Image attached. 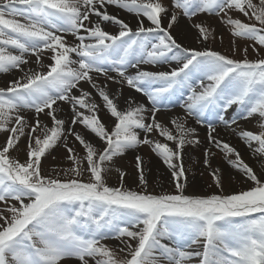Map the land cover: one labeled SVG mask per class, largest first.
I'll use <instances>...</instances> for the list:
<instances>
[{
  "label": "snow or ice",
  "instance_id": "1",
  "mask_svg": "<svg viewBox=\"0 0 264 264\" xmlns=\"http://www.w3.org/2000/svg\"><path fill=\"white\" fill-rule=\"evenodd\" d=\"M109 7L132 14L135 29ZM231 11L254 22L233 19ZM200 15L215 16L233 37L252 41L259 58L249 60L247 47L237 60L177 42L173 27ZM191 27L196 42L205 45L208 27L203 21ZM259 48H264V0H172L170 7L163 0H0V74L19 73L0 86V133H7L0 145V264H264V169L258 175L219 131L230 130L264 165ZM164 65L167 70L145 67ZM125 87L146 97L147 105L127 97L122 109ZM181 99L183 116L168 124L157 119ZM65 106L69 119L60 116ZM41 115L49 117L50 127L42 125ZM187 118L206 128L204 165L211 168L217 150L251 182L247 190L185 194L184 149L202 143ZM249 120L257 122L258 133L240 127ZM38 129L42 138L35 135ZM25 137L27 158L21 162L11 153ZM58 145L72 161L62 170L66 179L42 172V158ZM141 146L171 170L175 193L126 188L123 172L119 187L106 183V162ZM135 161L146 186L143 158L135 155ZM219 172L211 174L222 192ZM109 239L120 241L118 251L104 243Z\"/></svg>",
  "mask_w": 264,
  "mask_h": 264
},
{
  "label": "rangeland",
  "instance_id": "2",
  "mask_svg": "<svg viewBox=\"0 0 264 264\" xmlns=\"http://www.w3.org/2000/svg\"><path fill=\"white\" fill-rule=\"evenodd\" d=\"M254 3H258V0H253ZM163 3L170 7L172 0H163ZM108 11L110 13H114L115 15L119 16L121 19L129 23V25L135 29L136 27V20L132 14L127 13L126 11L119 10L113 7H109ZM177 14L179 15V10H177ZM229 15L233 19H241L244 22H254L248 21L247 18L243 17L240 13L236 11L229 12ZM203 21L204 25L208 27L210 31V37L205 45H202L195 40V30L191 27L192 23H199ZM106 26V27H105ZM167 26V21H165V27ZM109 32H115L117 29L111 25H104ZM182 29L185 28L187 33L184 34ZM172 34L175 36L177 40L182 41L184 46H195L197 48H203L207 46L213 50H217L222 54L229 56L230 58H235L237 60H241L244 58L243 49L245 47L248 48L247 58L249 60H255L259 57L257 53L252 50V41L244 40L241 38L233 37L228 30V27L225 24H221L219 18L215 16H207V15H200L195 17L191 22L181 20L178 25H175L171 30ZM71 37L69 40L71 41ZM260 57H264V48H259ZM48 61H45L47 63ZM149 70L152 69L151 66H145ZM160 70H167V65H164L159 68ZM18 76L19 73H14L13 75L5 76L3 81L0 83V86H4L5 83L11 79L13 76ZM101 81L103 77L99 78ZM85 88H88L89 91H92L87 85H84ZM112 88H116V85H111ZM127 97L131 98H140V101L143 104L147 105L146 97L135 93L134 91L125 87L123 89V96H121L120 101L124 103V99ZM97 102L99 101V97H95ZM183 102V99L179 100V103L171 108H164L161 112H170L172 109H176V116H183L184 112L183 109L180 108V103ZM150 106V105H149ZM157 114V119L168 124L170 118H164L162 113ZM29 119L31 120L32 113L27 112ZM61 118L69 119L70 113L68 112L67 106H65V112L60 114ZM102 120L107 122L109 120V116L106 111H102L100 113ZM176 116H173L175 118ZM41 123L48 124L49 127L51 126V122L49 117L45 115H41L40 117ZM190 118H187V125H190L189 122ZM192 119V118H191ZM240 127L242 129L251 130L253 132L258 133L260 131L258 124L255 120L249 121H240ZM192 124V123H191ZM192 127V126H191ZM193 128L196 129L197 136L201 140V144L199 146H186L183 153V166L186 171V186H185V194L191 196H200L206 197L212 194H221V195H228L233 193H238L243 190H247L251 186V182L247 181L243 174L237 172L235 169L231 168V166L223 159V154L218 152L217 150L213 149L216 153L210 159L211 168H208L204 165V148L207 146L206 140V128H203L196 123L193 124ZM77 131H81V127L77 126ZM231 137V141L228 142L232 144L237 149V144L240 145L242 148H246L252 150L251 148L245 146V144L232 132L229 130L227 131ZM7 133H0V145L5 142ZM35 135L41 136L44 135V131L42 129H38ZM153 137L159 139L162 143H169L170 146L171 142L165 141L163 138L159 137L157 133L152 134ZM229 137V138H230ZM94 144L99 145L101 142L98 139L93 141ZM68 143L70 146L74 147L78 154L82 155V150L78 144V142H74L72 138H69ZM26 151H27V138H22L18 148L13 151L11 154L13 157L18 158L21 162L26 160ZM239 151V150H238ZM67 152L66 149L62 145H58L55 149L51 150L49 154H46L44 158H42V172L44 175L52 176L56 178L59 174V178L66 179L63 175V169L70 168L72 166V161L67 159ZM135 155H140L143 158V168H144V176L147 181L146 186L141 185L139 182V173L136 167ZM245 162H247L250 166L257 171L258 175L262 169H264V165L257 162L256 159L249 162V157L243 155L241 153ZM178 163V162H177ZM162 167L164 172H167L168 175L162 176L157 171H155L156 167ZM106 171L104 173V178L106 183L112 187H119L121 184L120 180V173L123 172L124 179L123 183L126 188H129L134 191H146L147 193L154 194V195H162V194H173L175 193V183L171 175V170L162 162L161 158L158 157L155 153L151 151L148 146H141L136 152H128L122 157H115L112 162H106L105 164ZM220 169L218 173L221 179V184L223 186V191L216 187L215 181L211 174L212 170ZM83 179H88V174H85ZM109 247L113 248L114 250L119 249L122 245L120 241L115 239H109L104 241ZM133 245L135 242H132ZM119 257L123 258L126 253L118 252ZM69 264H74V262H69ZM192 264H197L196 260L192 261Z\"/></svg>",
  "mask_w": 264,
  "mask_h": 264
},
{
  "label": "bare ground",
  "instance_id": "3",
  "mask_svg": "<svg viewBox=\"0 0 264 264\" xmlns=\"http://www.w3.org/2000/svg\"><path fill=\"white\" fill-rule=\"evenodd\" d=\"M106 30H107V28H106ZM181 31H183L184 34L187 33L186 29L185 28L182 29V27H181ZM177 42H181L182 43V41H180V40H177ZM150 70H160V69L159 68L158 69L152 68ZM5 76H8V74H0V83L3 81V79L5 78ZM132 99L136 103H143V102L140 101V98H136V99L135 98H132ZM173 105H174V103L172 105H170V106L172 107ZM120 106L123 109L125 107V104L122 103V102H120ZM133 106H135V105H133ZM161 113L164 116V118H173V116H176V115L179 114V113L176 114V109L175 110L172 109L170 112H161ZM189 122H191L192 124L190 123V125H187V126L188 127H191V126L193 127V124L195 123V121L190 118L189 119ZM204 131H206V130H204ZM219 131H220V138L221 139L225 140L226 142H230L231 141L230 140L231 137H230V135H229V133L227 131H224L223 129H220ZM237 150H239V152L242 153L243 155L249 157V162L250 163H252V161H254L255 158L253 157V151L252 150H249V149H246V148H242V147H240L239 144H237ZM155 171H157L162 176L168 175L167 172H164V169L162 167H160V166L156 167Z\"/></svg>",
  "mask_w": 264,
  "mask_h": 264
}]
</instances>
